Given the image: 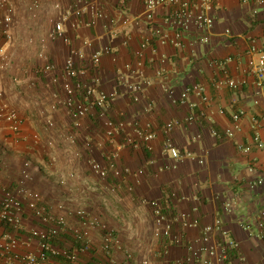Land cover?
<instances>
[{
    "label": "crops",
    "instance_id": "obj_1",
    "mask_svg": "<svg viewBox=\"0 0 264 264\" xmlns=\"http://www.w3.org/2000/svg\"><path fill=\"white\" fill-rule=\"evenodd\" d=\"M9 1V6H0V27L6 15L13 19L10 39L0 41L6 51L0 66V108L16 111L22 124L21 133L15 135L0 117L3 186L16 190L24 163L31 161L29 187L42 205L67 218L69 228L81 227L72 211L84 209L112 229L124 250L104 253L102 232L92 231L91 248L80 255L83 264L107 259L108 264L172 263L185 258L186 245L196 243L201 228L217 220L239 244L218 264H264V234L258 225L264 211V183L257 184L264 178V149L254 148L250 153L241 149L253 142L250 117L264 115V87L256 85L248 70L252 41L264 47V6L257 0H219L210 12L213 28L201 32L193 27L176 47L175 30L165 23L172 6L158 8L155 21L149 24L141 19L146 0H112L104 5L110 19L89 27L90 17L86 16L76 29L66 24L71 40L67 44L48 36L58 21L54 5L61 3L65 9L76 0H40L43 7L35 16L27 12L22 0ZM125 19L128 24L123 23ZM158 29L168 35V43L160 42L155 34ZM205 37L207 41H203ZM143 42H147L146 58L139 67L136 52ZM105 47L112 54L102 56L99 67L93 69L91 57ZM70 57L88 70L86 81L100 79L101 90L117 93L108 117L128 126L117 131L113 140L106 139L98 111L76 123L62 105L63 69ZM228 58L232 61L226 75L244 83L237 91L215 86L218 79H226L217 63ZM47 65L54 67L49 73L44 71ZM138 84L141 91L129 89ZM194 84L207 88L210 105L194 94L186 104L180 103L183 91ZM239 110L247 113L242 131L228 138L225 132L232 127V114ZM192 114L198 118L188 123ZM52 120L54 126L50 127ZM171 122L176 125L166 131ZM132 126L155 132L149 146L140 141L128 146ZM70 135L77 144L68 140ZM261 135L264 139V129ZM167 141L182 155L191 156L172 159L164 149ZM87 143L91 146L86 147ZM112 160L122 169L121 177L100 179L92 164L108 168ZM143 200L161 201L170 218L187 215L198 219L200 228L174 224L173 233L181 242L164 248L153 237V212ZM23 224L20 250L37 253L38 242L29 237L40 223L26 210ZM216 240H221L219 234ZM56 244L68 249L80 246L72 230L62 234ZM126 252L133 254V260L127 259ZM47 264L69 263L50 259Z\"/></svg>",
    "mask_w": 264,
    "mask_h": 264
},
{
    "label": "built area",
    "instance_id": "obj_2",
    "mask_svg": "<svg viewBox=\"0 0 264 264\" xmlns=\"http://www.w3.org/2000/svg\"><path fill=\"white\" fill-rule=\"evenodd\" d=\"M112 0H76L74 5L64 9L61 3L54 5L58 13V21L55 22L53 28L49 32V38L53 41L61 39L65 43L71 42L66 24H70L72 29L78 28L82 24V19L89 16L88 26H95L100 20L110 19L109 14L105 11L104 5ZM219 0H146L145 11L142 20L153 24L158 8L172 6L174 10L166 17L165 23L175 30L174 46L180 47L182 45L185 35L192 30L193 27L197 31L206 32L213 28L215 20L210 14L216 2ZM25 4L27 12L35 16L43 7L40 0H22ZM259 6H264V0H257ZM9 0H0V6H9ZM257 13V10L255 11ZM140 20L139 18H137ZM13 19L10 15H6L1 21L0 27V41L11 37V27ZM124 24H128L129 20L125 19ZM155 34L159 36L162 44L168 43V35L162 30L158 29ZM203 41H207V37ZM88 45H91L90 43ZM147 42H143L141 49L136 52L138 57V66L143 67L145 55V48ZM250 59L248 61L249 74L255 78L258 87H264V47H259L256 41H252V46L249 48ZM112 49L110 47L102 48L96 52L90 60L91 67L97 69L101 63L102 56L111 55ZM41 57L45 55L41 54ZM84 59V56H80ZM6 59V51L2 44H0V66ZM232 61L231 58L225 61L218 62L217 65L222 69V72L228 74L227 67ZM54 67L47 65L44 69L49 73ZM130 69V66H128ZM88 70L84 67H78L74 57L66 60L63 74H64V92L65 98L62 105L67 109L73 120L77 123L80 119L85 118L90 113L98 111L103 124L106 129V139L113 140L117 131L125 129L128 126L124 122H116L108 117V111L111 105L117 99V93H107L100 89V79H93L86 81L84 79ZM142 74V72H140ZM217 89L221 90L228 87L232 90H240L244 86L243 82H238L226 75V79H218L215 83ZM129 89L133 92L142 90V86L130 85ZM196 95L201 99L203 104L210 105L211 99L207 93V88L201 84H194L186 88L180 97V103L186 104L190 95ZM3 94L0 93V100ZM176 102V101H175ZM53 109H56L53 107ZM224 114V111H220ZM204 114V113H203ZM0 117L6 123L10 124V128L15 135L21 133L22 121L16 111H6L0 108ZM247 117L245 110H239L232 114V127L227 129L225 136L228 138L235 137L236 133L242 131V122ZM196 114L188 117L187 122L192 123L197 120ZM252 129V144L248 146H241L245 153H250L254 148L258 150L264 149V139L261 131L264 129V115L251 116L249 119ZM50 127L54 126L53 120L49 123ZM176 123H168L165 127L166 131L171 130ZM156 134L149 128H141L132 126V132L127 135V144L137 146L140 142L148 145L154 140ZM39 137H36L38 140ZM68 140L77 144V140L73 135L68 137ZM140 141V142H139ZM90 143L86 147H90ZM164 149L169 153L172 159L182 160L190 154L182 155L170 141L164 145ZM1 156V151H0ZM76 156H80L79 153ZM202 162V161H201ZM93 172L102 180L109 177L115 179L121 177L122 169L112 160L108 168L103 167L99 163L92 164ZM142 174V171L139 172ZM33 181L32 163L26 161L22 167L20 178L16 190H9L2 184V174L0 166V227L3 232L0 234V264H47L50 259H64L69 264H83L80 260V255L90 250L91 243L90 233L95 230L102 232L104 253H111L113 249L123 251L124 247L121 240L115 235V232L110 229L99 217L89 215L84 209H77L72 211V214L78 219L80 228H69V222L63 215L57 214L53 209L47 208L40 203L39 195L33 191L29 184ZM64 183V182H63ZM264 178L257 181V184L262 185ZM114 189V188H113ZM144 205H148L153 212L154 228L153 237L161 243L164 248L170 244H179L181 238L179 235L173 233V225L180 223L188 229L200 228L198 219H189L187 215H179L175 218L168 216L166 207L159 200L147 201L143 200ZM26 210L30 211L33 218L39 221L40 227H37L30 232V240H37V253H23L21 248L23 246L22 231L24 230V214ZM259 228L264 234V211L259 220ZM9 230H6V229ZM11 229V230H10ZM72 230L74 238L80 243L79 247L68 249L60 247L56 241L62 236ZM201 235L196 243H189L186 245L188 252L183 259L170 262L168 264H218L225 260L231 251L239 248V244L232 239L229 232L222 226V222L217 220L213 224L205 225L201 228ZM220 235L221 240L218 242L216 236ZM166 242H168L166 244ZM128 260H133V254L126 252ZM103 261L100 264H108ZM110 263V261H109ZM113 264V262H111Z\"/></svg>",
    "mask_w": 264,
    "mask_h": 264
},
{
    "label": "trees",
    "instance_id": "obj_3",
    "mask_svg": "<svg viewBox=\"0 0 264 264\" xmlns=\"http://www.w3.org/2000/svg\"><path fill=\"white\" fill-rule=\"evenodd\" d=\"M128 146H132V145H128ZM6 229V228H5ZM6 230H9V229H6ZM11 230V229H10ZM168 242H166V244H167ZM164 254V253H163ZM161 256H163L162 254H161ZM106 260V259H105Z\"/></svg>",
    "mask_w": 264,
    "mask_h": 264
}]
</instances>
